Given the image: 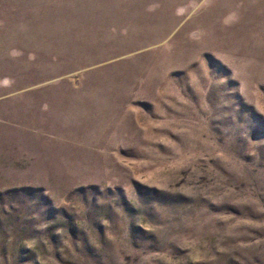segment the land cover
<instances>
[{
    "label": "rangeland",
    "instance_id": "374dc122",
    "mask_svg": "<svg viewBox=\"0 0 264 264\" xmlns=\"http://www.w3.org/2000/svg\"><path fill=\"white\" fill-rule=\"evenodd\" d=\"M4 95L0 264H264V0H0Z\"/></svg>",
    "mask_w": 264,
    "mask_h": 264
},
{
    "label": "crops",
    "instance_id": "0c3cea01",
    "mask_svg": "<svg viewBox=\"0 0 264 264\" xmlns=\"http://www.w3.org/2000/svg\"><path fill=\"white\" fill-rule=\"evenodd\" d=\"M75 53H77V52H75ZM11 95V94H10ZM10 95H4L3 97H0V102L2 103V104H4L6 101V99L5 98H8Z\"/></svg>",
    "mask_w": 264,
    "mask_h": 264
}]
</instances>
